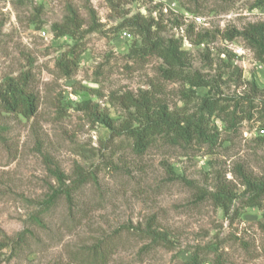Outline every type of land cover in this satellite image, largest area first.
<instances>
[{"label":"rangeland","instance_id":"obj_1","mask_svg":"<svg viewBox=\"0 0 264 264\" xmlns=\"http://www.w3.org/2000/svg\"><path fill=\"white\" fill-rule=\"evenodd\" d=\"M67 1L0 0V88L27 73L39 97L32 117L0 106V241H11L0 264H92L85 253L100 242L110 245L105 264H187L195 256L199 264H264L263 209L244 205L242 184L244 175L264 177V123L255 110L264 101V63L242 38L224 39L226 31L264 23L260 0H173L177 11L157 0L121 6L128 16L158 20L155 39L177 43L184 70L212 82L194 88L164 79L162 58L139 55L140 36L120 27L108 0H70L82 29L90 6L102 26L83 33L79 66L63 76L57 62L75 39L57 38L52 25L63 21ZM252 81L263 91L241 107L255 110L253 118L231 131L213 115L221 130L213 150L159 139L139 154L128 133L111 135L81 110L95 103L121 127L130 113L127 94L148 90L186 115L198 113L202 97L228 103L251 93ZM75 185L68 201L64 191ZM219 186L233 191L227 206L209 194ZM55 192L57 202L46 210ZM20 233L27 239L17 248Z\"/></svg>","mask_w":264,"mask_h":264},{"label":"trees","instance_id":"obj_2","mask_svg":"<svg viewBox=\"0 0 264 264\" xmlns=\"http://www.w3.org/2000/svg\"><path fill=\"white\" fill-rule=\"evenodd\" d=\"M133 1L135 0H108L110 6L117 10L118 17L123 20L120 27L127 28L131 34L140 36L142 45L138 47L137 52L139 55L144 58L153 55L162 58L166 66H162L160 72L166 80L183 81L192 88L211 87L212 82L206 79L203 74L197 71L187 73L184 70L181 57L178 54L177 43L171 42L170 45L165 46L155 39L152 30L158 27V20L140 13L128 16L127 11H120L122 5L130 4ZM188 1L193 4L200 2V0ZM259 3V7L264 8V0H260ZM156 5L161 6L163 3L157 2ZM181 6H185L184 3H181ZM89 13L88 28L82 29L85 20L69 0L66 3V13L63 21L52 25V31L57 38L68 36L75 39V43L65 50L57 62L62 75L66 78H71L79 66L81 54L85 50L81 41L84 36L83 33L101 30L102 25L98 21L95 9L91 6L89 7ZM238 37L242 38L246 45L254 51L257 60L264 63V23H252L241 30L235 28L224 33V39L229 41ZM250 85L251 93L224 99L228 103L222 102L221 97H202L198 113L186 115L171 110L166 102L148 90L140 91L138 94H127L122 97V101L130 113L129 118L121 127H117L114 119L95 103L86 101L81 110H86L93 120L98 122L111 135L128 133L134 141V150L139 154L144 153L159 139L172 146L190 148L196 144L207 146L210 150H213L221 143V130L217 125H213L211 120L213 115L220 118L226 125L227 130L231 131H236L244 120L252 119L255 110L260 113V118L264 123V101L260 107H252V109L257 108L252 111L245 112L241 107V102L245 100L253 104L254 95L256 96L258 92L263 91L253 81ZM38 98L27 73L6 78L0 88V106L6 112L20 113L25 117H32L38 110ZM258 140L263 144L264 136L259 137ZM85 180H87L85 175L82 172L79 173L78 181L82 184ZM242 184L245 186V194L247 195L244 205L246 207L262 208L264 221V177L255 178L244 175ZM77 185L64 191L68 201H71L72 193L76 190ZM209 194L213 202L220 206H227V203L233 200L234 195L233 191L226 190L223 186H219L217 192ZM58 196L55 192L46 201L44 204L46 210L56 204ZM26 239V236L20 233L13 244L17 248H21L25 245ZM8 240L0 241V250L9 246L11 241ZM109 249L110 245L108 243L100 242L88 249L85 253L86 259L92 264H105ZM187 264H199L197 256L193 257Z\"/></svg>","mask_w":264,"mask_h":264},{"label":"built area","instance_id":"obj_3","mask_svg":"<svg viewBox=\"0 0 264 264\" xmlns=\"http://www.w3.org/2000/svg\"><path fill=\"white\" fill-rule=\"evenodd\" d=\"M158 3L161 2L163 3V5L166 4V6H164V9L165 11H168V8L170 10H174V11H177V4L176 2H174L173 0H157ZM197 20H200L201 18L200 17H196ZM264 131V130H263Z\"/></svg>","mask_w":264,"mask_h":264}]
</instances>
